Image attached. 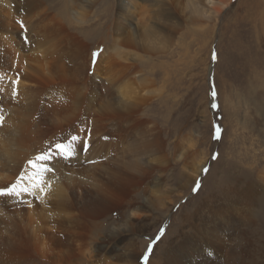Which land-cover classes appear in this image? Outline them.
Returning <instances> with one entry per match:
<instances>
[{
    "label": "bare ground",
    "instance_id": "bare-ground-1",
    "mask_svg": "<svg viewBox=\"0 0 264 264\" xmlns=\"http://www.w3.org/2000/svg\"><path fill=\"white\" fill-rule=\"evenodd\" d=\"M228 1L209 4L219 14ZM109 2L0 0V264H105L104 254L111 253L123 264L139 262L134 224L144 208L136 207L133 195L143 191L153 205L158 191L148 185L167 146L160 124L140 114L147 108L159 119L156 100L166 93L176 96L182 111L187 21L179 0H117L114 10ZM98 39L108 46L95 48L97 64L100 48L107 55L103 67L90 63L94 55L88 59ZM159 83L163 90L155 88ZM221 214L197 213L208 245L235 236ZM109 216L110 229L101 233ZM193 221L187 214L183 223ZM51 225L67 231L61 252L48 235ZM172 240L164 254L155 250L144 264H184ZM88 241L101 242L94 254ZM215 245L205 248L209 264H235L222 262ZM226 247L230 259L249 264L250 250Z\"/></svg>",
    "mask_w": 264,
    "mask_h": 264
},
{
    "label": "rangeland",
    "instance_id": "rangeland-1",
    "mask_svg": "<svg viewBox=\"0 0 264 264\" xmlns=\"http://www.w3.org/2000/svg\"><path fill=\"white\" fill-rule=\"evenodd\" d=\"M110 1L111 9H116L117 0ZM179 1L187 21L184 90L180 93L181 97L184 95L181 99L184 98L185 107L178 112L181 105L177 107L176 96L165 98L166 93L161 101L156 100L159 119L147 115V108L140 114L160 124L167 146L165 158L154 161L156 171L148 185L150 190L158 191L152 198L153 205L143 191L133 195L136 207L144 208V212L137 211L140 217L134 224L141 247L138 264H144L145 257L152 258L155 250L160 257L172 239L184 264H209L205 248L212 249L214 244L215 250H221L218 254L222 255V262L229 259L240 264L239 257H228L226 246L233 243L240 253L243 247L250 250L249 264H264V0H229L219 14L213 12L209 0ZM58 8L59 4L55 13ZM197 9L205 13L200 15ZM100 39L90 45L88 59L90 55L98 56L95 48L99 45L108 47ZM101 54L98 64V59H90L93 66L103 67L107 55ZM155 88L163 90L160 83ZM213 104L217 107L213 108ZM168 112L170 118H163ZM216 127L221 129L218 140L214 138ZM167 159L169 162H165ZM203 162L200 173L195 176L194 172ZM247 193L251 197L249 201ZM45 207L54 212L50 205ZM199 211L204 212V217L214 213L222 217V212L227 226L234 227L232 240L218 242L213 238L212 246L205 243L208 240H202L199 233L205 225L196 221ZM125 214V217L132 216V212ZM185 214L194 215L191 226L184 225ZM110 218L103 220L101 233L110 229ZM231 218L238 224L232 223ZM209 221L214 222L210 217ZM51 226L48 235L56 238L61 245L57 252H61V247L68 242L67 231ZM240 231L248 235L245 240ZM98 242L89 243L90 254L99 249L101 242ZM194 247H203L204 253L195 254ZM112 254H104L105 264H123Z\"/></svg>",
    "mask_w": 264,
    "mask_h": 264
},
{
    "label": "snow or ice",
    "instance_id": "snow-or-ice-1",
    "mask_svg": "<svg viewBox=\"0 0 264 264\" xmlns=\"http://www.w3.org/2000/svg\"><path fill=\"white\" fill-rule=\"evenodd\" d=\"M213 59H215V56H213ZM213 96H215V92H213ZM212 107L213 108H216L217 106L215 104H213ZM220 132H221V129L219 127H216V129H215V137H214L215 139H217V140L220 139ZM75 139H76V137L74 136L73 137V140H75ZM87 147H88V145H87V142L85 141V143H84L85 150H87ZM215 158L216 157L213 156V159H215ZM205 171H207V169H205ZM199 186H200L199 185V182H197L196 188L198 189ZM8 192H9V194H11L12 190L11 189H8ZM0 194H2V193H0ZM157 239H158V237H157ZM149 251H151V248H149ZM145 259L147 260V257H145Z\"/></svg>",
    "mask_w": 264,
    "mask_h": 264
}]
</instances>
